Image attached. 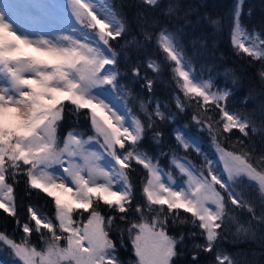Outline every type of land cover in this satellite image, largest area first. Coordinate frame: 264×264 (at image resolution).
<instances>
[{"label":"snow or ice","instance_id":"1","mask_svg":"<svg viewBox=\"0 0 264 264\" xmlns=\"http://www.w3.org/2000/svg\"><path fill=\"white\" fill-rule=\"evenodd\" d=\"M242 3L237 0L233 8L229 36L238 57L260 64L261 89L255 93L262 98L259 122L255 111L228 108L229 89L213 91L212 78L197 75L181 42L182 30L170 31L149 14L148 10L160 7V0H139L145 11L137 13V26L144 42H154L163 57L149 59L147 68L156 77L170 70L178 90L173 97L177 112L195 102L198 113L192 119L207 131L217 154L219 164L204 155L187 132L174 129L180 148L203 156L200 166L171 148L157 155L142 149L148 132L161 145L157 122L174 121L176 113L167 110V104L162 109L159 101L150 108L151 100L138 99L120 83L118 53L111 41L127 35L129 26L110 0H69L71 19L52 37L20 27L12 5L0 4V209L16 220L22 232L17 238L0 231V250L14 256L16 264H121L110 237L115 230L121 238L127 233L134 264H173L177 245L185 239L184 232L169 234V227L175 226L196 229L187 235L202 237L203 243L193 247L213 253L214 264H241L220 246L228 223L236 224L235 235L245 239L256 238L253 222L264 225V154L257 155L243 139L230 142L231 135H225L234 129L249 139L250 134L264 133V30L249 31L242 23ZM180 13L173 0L163 15L187 23L188 12L183 17ZM211 23L217 29L221 26L219 20ZM127 44L141 46L135 37ZM131 71L140 76L139 65ZM230 73L236 83V73L225 69L226 76ZM144 80V87L152 92L153 80L147 76ZM117 101H122L123 110ZM137 103L143 118L130 107ZM68 116L87 119L91 134L72 128L61 137L59 129ZM161 156H170L169 170L161 166ZM137 166L145 173L143 202L134 204L131 173ZM172 169L181 179L179 184ZM21 176L29 190L51 198V216L29 204L21 223L15 192ZM245 183L256 190L254 199L236 191ZM237 209L250 214L247 226L233 214ZM105 211L110 214H102ZM129 212L136 217L130 218ZM32 234L38 236L39 246Z\"/></svg>","mask_w":264,"mask_h":264},{"label":"trees","instance_id":"2","mask_svg":"<svg viewBox=\"0 0 264 264\" xmlns=\"http://www.w3.org/2000/svg\"><path fill=\"white\" fill-rule=\"evenodd\" d=\"M110 2L119 13L126 17L129 26L127 35L111 41L113 48L118 53L119 70L121 72L120 83L131 90L138 99H143L146 102L151 100L152 104L149 105L150 108L155 106V101H159L162 109L167 104V110L176 113L174 121L157 122L159 131L162 133L161 145H156L151 138L152 133L148 132L142 142V149L150 154L157 155L161 150L168 152L171 148L178 155L182 157L186 156L193 164L200 166L203 163L202 155L197 154L193 149L185 152L176 144L174 129L179 128L194 138L204 155L209 159H213V146L207 131L198 128L192 119L193 115L198 113L195 102L187 105L184 112H177L173 97L178 94V90L171 80L170 70L165 69L159 77H156L147 68L149 59L162 60L163 57L158 53L154 42H144L140 29L137 26L136 15L138 12L145 11V9L139 4V0H110ZM170 2H173V0H160V7L148 10L149 14L159 20L161 26H167L170 31H175L178 28L182 30L180 39L188 56L193 58V66L197 75L205 80L211 77L215 85L213 91L223 88L230 90L231 95L227 100V106L230 110L241 113H252L255 111V119L259 122L258 104L262 98L257 97L255 93H258L261 89L257 76L260 64H250L246 57H238L230 43L229 31L232 22V12L237 0H175L180 5L181 17H183L184 12H188L187 23L184 18H169L163 15ZM65 3L63 5H68V3ZM212 20L220 21L221 26L219 29L211 23ZM241 21L249 31L264 30V0H243L241 5ZM133 37L141 42L140 47L132 44L125 45V41H131ZM201 42L204 44L203 47H201ZM194 53L198 54L194 56ZM133 65H139V77L133 75L131 71ZM225 69L233 70L236 73L238 77L236 83L232 82L233 77L231 73L227 76L224 74ZM145 76L153 80L152 92H149L144 87ZM250 90H255L253 98L245 102V98L249 96ZM130 107H132L134 113L140 114L138 103L130 105ZM140 115L142 117V114ZM213 115H216V113H213ZM84 119L83 116L78 120L68 116L60 129H64V132L72 128L83 130L87 128L84 124ZM225 135H231L230 142H235L238 138L243 139L244 144L254 148L257 155L264 154V133L257 132L254 135L250 134L249 139L242 137L239 131L234 129L232 134ZM169 160L170 156L160 157V164L165 170L170 169ZM172 170L176 174V171ZM144 175L142 166H137L136 171L131 173L136 194L134 204L137 201L143 202L141 180ZM178 178L180 177L178 176ZM236 191L238 193L243 192L247 199H254L257 196L256 190L247 183L236 188ZM15 192L21 223L25 222L27 215L26 208L29 204L35 206L41 213L49 216L53 214L54 210L52 209L51 198L39 190H29L23 176L19 177ZM259 210V203L257 201V212ZM102 214L109 215L110 213L105 211ZM233 214L245 226L251 220L250 214L245 210L237 209ZM87 215L88 213L85 212L84 216L87 217ZM128 215L130 218L136 217L134 212H129ZM253 224L256 227L255 239L237 237L235 235L236 224L229 222L225 232L226 238L220 241L221 248L235 259L241 261V264L244 261L254 262V264H264V240L261 239V237H264V225H256L255 222ZM0 231H6L9 234L15 233L17 238L22 234L16 220L5 213L3 209H0ZM168 231L170 235L174 236H179L181 232L185 233L184 241L177 245L178 254L173 258V264H214L213 253L203 252L193 247L194 243H203L202 237L193 238L187 235L188 232L196 231V229L170 226ZM110 237L116 244V256L121 261V264H134V252L127 233L125 232L123 238H121L113 230L110 233ZM31 239L39 246L40 242L36 234H32ZM11 256L8 251L6 253L4 250H0V263L6 264L10 262Z\"/></svg>","mask_w":264,"mask_h":264},{"label":"bare ground","instance_id":"3","mask_svg":"<svg viewBox=\"0 0 264 264\" xmlns=\"http://www.w3.org/2000/svg\"><path fill=\"white\" fill-rule=\"evenodd\" d=\"M3 0H0V3ZM8 1L11 5V13L16 21V23L28 30L31 33H42L49 37L57 35L61 32V30L51 24V20L47 16L41 12L39 9L38 2L36 0L29 3L28 0H5ZM34 5L33 9L28 6ZM49 26V28H48Z\"/></svg>","mask_w":264,"mask_h":264},{"label":"rangeland","instance_id":"4","mask_svg":"<svg viewBox=\"0 0 264 264\" xmlns=\"http://www.w3.org/2000/svg\"><path fill=\"white\" fill-rule=\"evenodd\" d=\"M5 2L9 3L8 1L3 0V1H1L0 4H3ZM28 2H29V0H28ZM31 2L33 4V1H30L29 3H31ZM37 2H38L39 9L41 10V12H43L47 16V19L49 18L51 20V24L53 26L59 28L61 31L66 29V26L71 19V13H70V9H69L68 5L65 6V5H63V3L64 2L69 3V0H36V3ZM29 3H28V6L33 9L34 5H30ZM48 28H49V26H48ZM117 104L121 108V110H123L122 101H117ZM83 121H84V124L87 128H85L81 131H85L87 134L90 135L91 131L89 129V123H88L87 119H84ZM63 130L64 129H59V134L61 137L66 135V133L68 131V130H66L64 132ZM78 130H80V129H78ZM213 151H214V158L212 160L217 161V164H219L217 154H216L214 148H213ZM56 170L58 172H62V170L59 168H57ZM174 175L176 176L177 182L179 184L181 182V179L178 178V175H176V174H174ZM52 209L54 210L53 203H52ZM4 252L7 253V250H4ZM0 264H2V263H0ZM6 264H16V258L14 256H11V261L6 263Z\"/></svg>","mask_w":264,"mask_h":264}]
</instances>
